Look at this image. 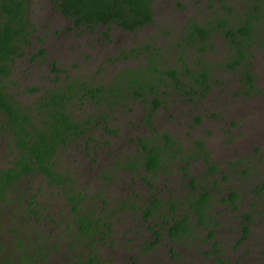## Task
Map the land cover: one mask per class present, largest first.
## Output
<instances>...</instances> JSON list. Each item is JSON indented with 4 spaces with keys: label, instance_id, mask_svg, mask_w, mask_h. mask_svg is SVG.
Wrapping results in <instances>:
<instances>
[{
    "label": "rangeland",
    "instance_id": "1",
    "mask_svg": "<svg viewBox=\"0 0 264 264\" xmlns=\"http://www.w3.org/2000/svg\"><path fill=\"white\" fill-rule=\"evenodd\" d=\"M255 2L154 0L153 23L135 32H124L117 28L75 27L55 9L51 0H30L33 34L23 56L13 64L9 93L14 100L31 106L50 91L64 90L71 81H86L93 88L99 84L108 87L122 70L142 68L148 53L153 51L175 68L182 67L179 55L183 54L184 61L196 69V48L190 50L181 42L185 25L190 21L212 23L218 18L214 13L228 18L223 7L230 8L232 20L243 23ZM41 49L42 56L38 55ZM252 50L247 63L254 89L249 94L242 82L244 69L236 72L223 69L229 51L221 32L213 34L204 54V60L212 68L209 94L192 102L181 93L166 91L164 103L152 123L156 133L170 135L183 149L181 154L169 158L165 172L160 170L153 175L131 168L130 161L139 157L135 138L152 134L142 119L145 110L139 102L130 100L123 105L107 106L104 96L83 103L75 99L68 106L75 118L96 120L98 124L89 130L90 138L84 137L63 149L56 159L58 171L71 176L74 183L66 185L75 193H82L79 213L86 215L93 211L97 217L105 216L108 227H101L85 241L77 239L84 245H76L73 231L67 228L73 216L61 195L57 196L40 176L25 180L24 184L31 186L26 190L29 194L39 192L36 210L40 212L32 217L33 221L24 223L28 226L22 238L32 241L39 235L42 244L51 248L41 264H78L90 258L95 264H264L262 33L256 32ZM53 64L60 72H53ZM30 88H36L37 92H28ZM1 119L0 116V167H4L11 157ZM199 142L208 153V163L216 168L213 174L208 175ZM190 177L208 183L212 195L209 214L204 226L196 224L192 233L170 239L162 231L164 221L158 217V211L164 212L170 222L187 213L188 220L195 224L196 218L187 209V196L195 193L188 185ZM229 190L239 194L237 210L220 202ZM17 195L15 192L9 202L0 204V239L12 245L14 239L9 229H18L25 221L12 222L11 217L22 204ZM155 200L159 201L156 209L152 206ZM174 203L176 207L171 209ZM148 209L154 213L144 220ZM241 214L252 216L246 236L240 225ZM154 230L160 233V239L151 248ZM209 231L214 233L210 239ZM213 242L219 243L217 249L213 248ZM28 251L32 252L30 248ZM18 256L19 250L13 246L0 248V264H10Z\"/></svg>",
    "mask_w": 264,
    "mask_h": 264
},
{
    "label": "trees",
    "instance_id": "2",
    "mask_svg": "<svg viewBox=\"0 0 264 264\" xmlns=\"http://www.w3.org/2000/svg\"><path fill=\"white\" fill-rule=\"evenodd\" d=\"M51 1L56 10L69 19L75 27L87 29L106 27L108 30L117 28L124 32H135L153 23L154 0ZM255 1L245 14L246 19L243 23L232 20L230 8L223 7L227 9L228 18L214 13L218 18L212 23L190 21L185 25L181 42L190 50L196 48L198 56L196 69L184 61L183 54L179 55L182 67L175 68L170 66L167 59H162L153 51L148 53L146 64L142 68L122 70L108 87L99 84V88H93L94 85L86 81H71L64 90L50 91L29 106L13 99L8 90V82L15 60L23 56L24 49L31 42L34 25L29 17L30 0H0V116L3 122L2 128L8 136L6 140L8 156L11 157L6 166L0 167V204L9 202L10 196L17 192L16 199L22 204L18 206L19 211L16 209L18 212L11 217L12 222L25 220L22 221L20 228L9 229L14 239L13 245L0 239V248L10 245L14 250H19V258L12 259L10 264H41L51 251L50 247L44 246L47 243L42 244L39 235H36L32 241H25L22 238L28 226L24 223L33 221L32 217L40 212L36 210L39 192L36 190L35 194H29L26 190H30L31 186L24 184L25 180L31 177L40 176L55 190L57 196L61 195L62 200L69 207L73 218L72 224H67V228L73 231L76 245H84L77 239L85 241L92 238L101 227L106 229L108 227L107 221L104 220L105 216L97 217L93 211H88L86 215L79 213L82 210L80 206L82 193H75L66 185V182L74 183L71 176H63L58 171L57 157L61 155L63 149L84 139L91 125L90 119L75 118L68 110V106L74 104L75 99L83 103L88 100L96 101L98 98L104 99V96L107 106L123 105L125 101L130 100L139 102L145 110L142 119L150 127L152 134L134 140L139 157L135 161H130L131 168L134 170L140 168L145 173L153 175L160 170L165 172L169 158L181 154L183 148L170 135L156 133L152 121L159 107L163 105V96L168 89L181 93L185 99L192 102L204 99L209 94L212 68L204 60V54L215 32H221L228 45L229 56L223 64V69L230 72L244 69L242 82L247 87L246 93L249 94L254 89V78L247 62L253 54L252 47L256 32L264 36V0ZM105 36L108 38L107 32ZM43 53L44 50L41 49L38 55L42 56ZM52 70L55 73L60 72L55 64L52 65ZM27 91L35 93L37 89L30 88ZM105 130L109 131L107 128ZM198 146L201 150L200 154L208 165L209 175L213 174L216 168L208 163V153L204 150V144L199 142ZM188 183L195 191L194 194L187 196V209L196 218L195 224L188 220L190 215L187 213L180 214L181 219L172 218L170 222L164 216V212L158 211V217L164 221L162 231L166 232L170 239L182 238L183 235L192 233V228L196 224L204 226L209 214L207 210L212 204V195L208 183L193 177ZM21 185L23 188H18ZM238 201L239 194L234 190H229L227 196L220 200L231 205L235 210L238 209ZM158 204L159 201L155 200L152 204L153 208L156 209ZM170 207L174 209L175 203ZM153 213L154 211L148 209L143 219L147 220ZM20 215L23 217L16 219ZM240 217L242 233L246 236L252 216L241 214ZM154 232L155 238L151 248H154L160 239V233L155 230ZM207 236L210 239L214 237V233L209 231ZM218 246V242H213V248L217 249ZM28 248L32 252H29ZM78 264H95V262L90 258L87 261H79Z\"/></svg>",
    "mask_w": 264,
    "mask_h": 264
},
{
    "label": "flooded vegetation",
    "instance_id": "3",
    "mask_svg": "<svg viewBox=\"0 0 264 264\" xmlns=\"http://www.w3.org/2000/svg\"><path fill=\"white\" fill-rule=\"evenodd\" d=\"M56 9V8H55ZM65 18V17H64ZM69 20V19H68ZM94 124H97V121L96 120H92L91 121V125H90V127H89V129H88V132H89V130L91 129V127L94 125ZM109 132V131H108ZM85 138L86 139H88V138H90L88 135L87 136H85ZM136 139V138H135ZM135 142V141H134ZM202 155V154H201ZM202 158H203V156H202ZM203 160H204V158H203ZM209 171V170H208ZM216 172V171H215ZM208 175H209V172H208ZM191 178V177H190ZM194 178V177H193ZM194 179H197V178H194ZM190 180V179H189ZM199 180V179H198ZM188 185H189V183H188ZM158 244V243H157Z\"/></svg>",
    "mask_w": 264,
    "mask_h": 264
}]
</instances>
